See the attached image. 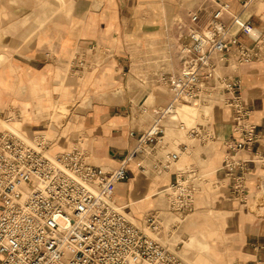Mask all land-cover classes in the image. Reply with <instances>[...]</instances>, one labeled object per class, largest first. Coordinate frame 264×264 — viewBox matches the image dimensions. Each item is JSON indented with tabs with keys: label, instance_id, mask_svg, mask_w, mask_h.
<instances>
[{
	"label": "built area",
	"instance_id": "obj_1",
	"mask_svg": "<svg viewBox=\"0 0 264 264\" xmlns=\"http://www.w3.org/2000/svg\"><path fill=\"white\" fill-rule=\"evenodd\" d=\"M215 3L206 22H201L200 8L177 22L179 68L162 77L169 101L156 110L117 167L93 164L78 145L49 153L43 134L26 140L7 127L0 131V264H188L147 231H162L158 212L133 221L114 197L116 184L129 177V163L145 167L144 157L150 155L156 167L174 173L167 187L169 207L180 213L195 208L204 173L196 165H176L189 145L160 154L167 144L168 119L202 144L214 141L207 123L188 127L179 118L183 104L232 109L234 124L232 135L223 140L222 166L230 194L264 216V176L250 183L251 165L264 164V151L255 148L261 134L240 72L246 64L264 61V29L232 12L229 0Z\"/></svg>",
	"mask_w": 264,
	"mask_h": 264
},
{
	"label": "crops",
	"instance_id": "obj_2",
	"mask_svg": "<svg viewBox=\"0 0 264 264\" xmlns=\"http://www.w3.org/2000/svg\"><path fill=\"white\" fill-rule=\"evenodd\" d=\"M201 1L194 5L193 0L187 9L200 8L204 23L214 5L208 10ZM229 1L232 12L239 13ZM140 9L150 10V1L0 0V131L6 128L5 122L14 123L27 136L45 135L51 153L78 145L87 150L93 164L103 169L117 167L153 121L156 110L170 98L167 85L166 90H152L146 95L131 77L135 62L132 39L136 11ZM241 37L249 41L246 35ZM240 72L261 134L255 148L264 151V65L246 64ZM57 106L66 109L56 110ZM206 112L210 122L200 123L208 124L214 145L203 144L200 158L188 164L196 165L205 177L200 181L195 207L201 195L214 190L235 199L244 215L227 216L230 233L237 241L231 242V256L223 264H264V216L252 203L244 205L230 194L222 167L227 151L223 140L232 135L233 111L213 105ZM195 148L193 144L187 148L192 157ZM199 159L214 166V177L208 175L210 166ZM144 165L129 163V177L116 184L114 194L116 203L125 209L131 207L133 216L137 217V211L145 213L139 223L159 205V199L153 205L151 202L159 182L152 175L158 169L154 159ZM158 172L168 173L169 183L174 178L172 171ZM251 173L250 183L255 185L264 176V164L252 163ZM167 200L169 203L168 196ZM242 216L244 221L240 223ZM195 234L203 246L209 244L208 234L199 229L185 238L187 246L193 243Z\"/></svg>",
	"mask_w": 264,
	"mask_h": 264
},
{
	"label": "rangeland",
	"instance_id": "obj_3",
	"mask_svg": "<svg viewBox=\"0 0 264 264\" xmlns=\"http://www.w3.org/2000/svg\"><path fill=\"white\" fill-rule=\"evenodd\" d=\"M150 10H137L135 18V32L133 34L135 62L131 72V77L140 86L141 93L146 90V95L151 94L152 90L159 91L166 88L162 77L170 71L177 69L179 61L177 57V49L179 45V28L177 20H185L188 14L187 6H191L193 0H149ZM178 1V2H176ZM163 2V3H162ZM200 0H194V5ZM205 2V3H204ZM235 6V11H239L244 17L249 19L258 28L264 29V0H232ZM247 2V4H245ZM165 3V4H164ZM210 10L215 0H202ZM264 65V62H261ZM166 90V89H165ZM245 94V93H244ZM246 96V95H245ZM191 106L185 105L179 110L184 114H191L195 120H188L182 117L180 113L179 118L183 120L188 127L195 126L200 122H210V115L207 114V109L212 105L201 103H190ZM252 109V107L250 106ZM66 109V106H57L56 110ZM253 111V109H252ZM179 112V111H178ZM254 112V111H253ZM252 112V118L253 117ZM255 120V119H254ZM256 121V120H255ZM257 122V121H256ZM234 118L232 116V128ZM176 122L167 124L166 146L160 148L161 151H167L172 147L178 148L180 143L186 142L189 145L197 146L195 148L194 157L191 156L190 150L182 153L177 166L184 167L191 162H196L200 158V153L203 151V144L198 140L190 137L185 129H179ZM5 126L13 130L16 134L26 140H31L33 136H27L14 123L5 122ZM35 136V135H34ZM213 146L214 143H209ZM51 153V152H49ZM153 156L146 155L144 163L148 165L153 160ZM205 166H210L208 175L214 177V166L207 160L199 159ZM155 166V165H154ZM156 171H160L156 167ZM155 172L152 177L159 179L158 188L152 191L156 192L153 195L152 205L156 199H159V205L152 207L153 210L159 211L161 215V222L163 224L162 231L156 233L147 228V231L160 240L170 249L176 251L180 257L188 264H223L231 256L230 244L236 242L237 237L230 233L229 221L227 216L244 215L241 208L238 207L235 199H231L228 195L220 193L219 190L206 192L198 199L196 207L191 211L180 213L172 210L167 202L169 180L165 174ZM155 180V181H157ZM134 206V205H131ZM131 207L127 208L128 216L136 222L141 220L145 213L137 211V217L133 216L129 211ZM150 209L149 211H151ZM261 213L262 210L256 208ZM242 216L240 223H243ZM193 225L196 226L194 230ZM207 233V238L210 241L208 245L203 246L197 240V234L194 235V240L191 245L187 246L186 237L198 230ZM198 236L202 238L201 234Z\"/></svg>",
	"mask_w": 264,
	"mask_h": 264
},
{
	"label": "bare ground",
	"instance_id": "obj_4",
	"mask_svg": "<svg viewBox=\"0 0 264 264\" xmlns=\"http://www.w3.org/2000/svg\"><path fill=\"white\" fill-rule=\"evenodd\" d=\"M185 105H188V106H191L192 104H183V105H181V106H179L178 107V113H180L181 115H182V117H184V118H187L188 120H192V119H194L195 120V118H194V116H192L191 114H184V113H182L179 109L181 108V107H183V106H185ZM127 212V211H126ZM127 214H128V212H127Z\"/></svg>",
	"mask_w": 264,
	"mask_h": 264
}]
</instances>
